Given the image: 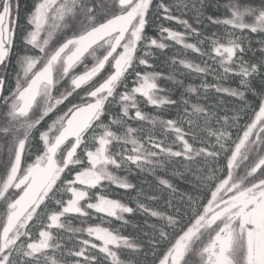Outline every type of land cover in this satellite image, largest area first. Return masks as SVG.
<instances>
[{
	"label": "trees",
	"instance_id": "1",
	"mask_svg": "<svg viewBox=\"0 0 264 264\" xmlns=\"http://www.w3.org/2000/svg\"><path fill=\"white\" fill-rule=\"evenodd\" d=\"M43 2L0 0L12 32L0 64V264H157L211 205L264 178V0H147L119 70L122 44L108 54L96 42L14 115L16 95L65 42L130 13L119 0H75L34 37ZM82 106L89 124L53 143ZM50 153L55 172L3 236L21 190H2L13 161L21 175ZM209 235L179 264H200Z\"/></svg>",
	"mask_w": 264,
	"mask_h": 264
},
{
	"label": "rangeland",
	"instance_id": "2",
	"mask_svg": "<svg viewBox=\"0 0 264 264\" xmlns=\"http://www.w3.org/2000/svg\"><path fill=\"white\" fill-rule=\"evenodd\" d=\"M74 1L64 0L48 13L54 0H44L37 11L34 37L39 36L44 30H47L46 36H49L53 28L70 11ZM119 1L122 5L129 6L130 13L65 42L50 61L33 74L26 87L16 95L11 104L10 111L12 114L23 116L28 113L31 105L38 97H48L54 68L60 67L63 71H68L96 42L103 41L106 43L109 47L108 54L119 43L122 44L121 52L116 61L117 70H119L132 49L133 40L125 39L124 41V38L129 30L131 38L136 37L147 0ZM7 7L4 4L0 10V49L6 48V53L9 42L3 43L1 28L4 24ZM135 25L137 26L135 27ZM11 35L12 32H10V37ZM2 59L0 53V64ZM102 64L103 60L93 68L75 75L71 79V83L75 86L81 85L91 78ZM91 117V106H82L76 109L68 117L60 135L54 139L53 143L56 142L57 144L69 136H76L81 129L89 124ZM18 150H20V143ZM263 160L264 156L258 164ZM55 169L56 160L50 153L42 156L34 165L19 175V157H16L3 182L2 190L12 186L21 190L17 199L9 205L3 236H6L13 222L34 203ZM98 206L105 210L112 207L111 203L106 200L100 201ZM208 231L210 232L208 241L200 251V264H213L218 252L219 241L228 232L231 235V240L225 253V264H264V178L251 185L237 188L221 201L211 205L206 216L198 218L193 227L180 235L173 248L157 264H179L191 243L201 233Z\"/></svg>",
	"mask_w": 264,
	"mask_h": 264
},
{
	"label": "water",
	"instance_id": "3",
	"mask_svg": "<svg viewBox=\"0 0 264 264\" xmlns=\"http://www.w3.org/2000/svg\"><path fill=\"white\" fill-rule=\"evenodd\" d=\"M1 30H2V41L3 43L7 44L10 40V8L9 7H7L6 9L4 24ZM0 53H1V58H4L6 54V48H1ZM230 240H231V235L229 232L220 239L218 245V252L213 264H225V260H226L225 253L230 245Z\"/></svg>",
	"mask_w": 264,
	"mask_h": 264
}]
</instances>
